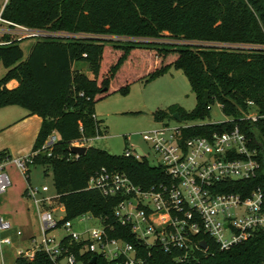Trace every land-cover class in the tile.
<instances>
[{
	"label": "trees",
	"instance_id": "obj_1",
	"mask_svg": "<svg viewBox=\"0 0 264 264\" xmlns=\"http://www.w3.org/2000/svg\"><path fill=\"white\" fill-rule=\"evenodd\" d=\"M2 17L33 28L73 33L120 35L148 38L169 37L194 41L176 45L154 41H118L96 37L44 38L31 45L23 59L20 41L0 45V64L6 69L0 78V107L18 105L42 121L31 151V164L51 170L55 197L63 207L61 222L90 214L105 226L108 238L131 244L143 264H264V228L245 241L220 250L208 235H200L206 252L175 260L178 252L146 246L129 225H122L114 214L119 196H105L88 186L89 177L101 167L125 173L143 189L170 178L161 165L145 158L135 159L87 144L75 156L71 142L103 135L102 120L95 116V104L113 92L127 94L131 83L148 82L169 71L181 70L186 76L196 105L185 111L178 105L157 109L153 118L180 122L204 120L211 106L218 104L228 120L219 123H193L182 129L183 136L208 135L238 126L255 150L258 168L254 176L226 181L218 191L246 196L264 191V49L202 45V43L264 44V0H7ZM151 59L143 70L138 62ZM76 61L87 63L92 76L74 68ZM10 79L18 84L6 87ZM208 98L205 100L204 93ZM252 102L253 105H248ZM249 112L256 119L246 117ZM51 134L57 139L44 146ZM4 154L0 153V160ZM64 236L62 244L70 242ZM84 242L71 241L77 251ZM91 253L78 256L84 264L105 263ZM112 262V261H110ZM109 262V263H110ZM14 264H53L43 251L32 259L18 256Z\"/></svg>",
	"mask_w": 264,
	"mask_h": 264
},
{
	"label": "built area",
	"instance_id": "obj_2",
	"mask_svg": "<svg viewBox=\"0 0 264 264\" xmlns=\"http://www.w3.org/2000/svg\"><path fill=\"white\" fill-rule=\"evenodd\" d=\"M7 0L0 4V45H8L24 39L44 38H84L96 37L118 41H154L176 45H194V41L172 39L169 37L148 38L120 35H96L73 33L47 28H33L15 23L2 17V9ZM202 45L244 47L264 49V44H227L202 43ZM248 105H253L248 102ZM251 120L256 119L254 112L246 114ZM176 120V119H175ZM161 127L145 133L147 141L170 178L169 182H159L148 189L135 185L129 177L120 171H110L101 167L88 180V186L99 190L105 196H119L114 214L122 225H129L133 234L146 246L158 247L166 252L176 251L175 260L183 261L194 257L195 251L206 252L208 245L200 235H208L220 250L228 249L234 244L250 238L254 231L264 228V191L256 189L246 196L236 192L218 191L220 184L226 181H239L254 176L258 168L255 150L249 147L248 139L238 126L223 131H213L208 135L184 137L182 129L191 123L177 122L175 125L163 123ZM100 136H96L98 138ZM57 139L51 134L44 146H49ZM94 139V138H93ZM88 140L76 139L70 146L87 145ZM141 151V150H140ZM126 156L135 159L145 158L141 151L126 150ZM35 153L25 157L0 160V194L11 186L6 171V163L14 164L24 175L32 163ZM76 157L78 154H74ZM41 192L48 191L47 186ZM37 188H29L27 194L33 198L38 211L42 239L35 243L36 248L19 251L18 256L32 259L35 251L45 252L53 264H59L61 257H66L65 264H76L78 256L86 252L103 258L100 264H143L136 257L131 244L120 238H108L105 226L99 218L90 214L78 216L79 221L92 218L99 226L85 228L82 231L72 230V221L61 222L53 214L50 198H36ZM75 218V219H76ZM57 227L65 230L70 242L62 244L51 231ZM13 228L5 216L0 215V249L11 244L8 236L2 233ZM17 236L21 231L17 230ZM71 241L84 242L77 251L69 249ZM204 241L206 246L201 247ZM91 257V259H92ZM112 261V262H110ZM83 263V261H81ZM110 262V263H109ZM84 264V263H83Z\"/></svg>",
	"mask_w": 264,
	"mask_h": 264
},
{
	"label": "rangeland",
	"instance_id": "obj_3",
	"mask_svg": "<svg viewBox=\"0 0 264 264\" xmlns=\"http://www.w3.org/2000/svg\"><path fill=\"white\" fill-rule=\"evenodd\" d=\"M2 0H0V4ZM34 43L33 39L21 42L23 59L27 57L29 47ZM151 63V59L139 61L137 69L143 70ZM74 68L91 77V71L84 61H76ZM4 66L0 64V78L4 75ZM178 105L185 111L192 110L196 105L195 95L190 90L189 82L181 70L170 68L169 71L148 82L136 81L131 83L127 94L113 92L105 98L98 100L95 104V115L103 123V135L91 140L90 144L108 151L111 154H121L126 149L134 151L140 149L149 164L155 165L160 158L155 154L151 143L147 141L145 133L161 127V121L153 118V112L157 109H166L170 105ZM11 109L27 111L18 105H7L0 107V133L3 130V122L8 121L12 114ZM163 123L175 125L173 118L162 119ZM228 120L222 113L220 106L216 103L211 106L209 116L204 120L187 123H219ZM80 147H86L82 145ZM0 153L9 155L10 159L27 156L30 151L21 150L18 145L0 149ZM6 171L11 180V186L0 194V215L6 216L13 228L1 234L8 236L11 244L3 245L0 249V264H14L19 251H27L36 248L35 243L42 239V228L37 208L33 198L27 194L29 188H37L39 191L36 198H50L51 209L57 218H63L64 212L59 205L53 202L55 188L51 170L44 172L40 164H29L27 174H23L14 164L6 166ZM47 186L48 191L41 192V187ZM99 226V222L92 218L72 221V230L82 231L85 228ZM17 230L21 235L17 236ZM56 239L65 235L62 227L51 231ZM36 251L34 252L35 255ZM66 257H61L59 264H65ZM76 264H83L78 261Z\"/></svg>",
	"mask_w": 264,
	"mask_h": 264
},
{
	"label": "crops",
	"instance_id": "obj_4",
	"mask_svg": "<svg viewBox=\"0 0 264 264\" xmlns=\"http://www.w3.org/2000/svg\"><path fill=\"white\" fill-rule=\"evenodd\" d=\"M21 42L19 45H21ZM5 72H6V69L4 70V74ZM17 84L18 82L15 79H10L6 83V87L14 88L17 86ZM8 112H10L12 116L8 121H5L2 123L4 126L3 127L4 131L0 133V149H5V147H8V146L15 147V145H18L21 150L30 151L31 153L32 152L31 149H32L35 137L40 128L42 119L37 115H34V114L30 115L28 111H21L19 109H11ZM90 142L91 140L88 142L89 145H91ZM6 156L10 157L9 155H6ZM9 164H12V163L7 162L5 166ZM59 207L63 211V207L62 206H59Z\"/></svg>",
	"mask_w": 264,
	"mask_h": 264
},
{
	"label": "water",
	"instance_id": "obj_5",
	"mask_svg": "<svg viewBox=\"0 0 264 264\" xmlns=\"http://www.w3.org/2000/svg\"><path fill=\"white\" fill-rule=\"evenodd\" d=\"M204 97H205V100H207L208 98V93L207 91H205L204 93ZM175 119L178 120V116L175 114ZM70 151L73 153V154H83L86 150V147H76V146H70L69 147ZM138 153H141L140 149L136 148L135 149ZM206 243L204 241L201 242V247L204 248L206 245ZM95 260V257H92L91 259V262L93 263Z\"/></svg>",
	"mask_w": 264,
	"mask_h": 264
}]
</instances>
